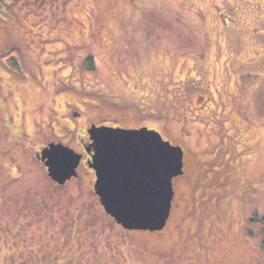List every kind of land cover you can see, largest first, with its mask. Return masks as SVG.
Instances as JSON below:
<instances>
[{
  "label": "rangeland",
  "instance_id": "374dc122",
  "mask_svg": "<svg viewBox=\"0 0 264 264\" xmlns=\"http://www.w3.org/2000/svg\"><path fill=\"white\" fill-rule=\"evenodd\" d=\"M72 111L181 147L163 230L50 180ZM0 264H264V0H1Z\"/></svg>",
  "mask_w": 264,
  "mask_h": 264
},
{
  "label": "water",
  "instance_id": "95a60500",
  "mask_svg": "<svg viewBox=\"0 0 264 264\" xmlns=\"http://www.w3.org/2000/svg\"><path fill=\"white\" fill-rule=\"evenodd\" d=\"M87 133L93 150L87 166L94 172L93 190L104 212L125 231L163 230L174 196L172 181L183 174L181 147L146 128L92 125ZM35 158L43 163L50 180L63 186L77 177L82 156L50 143Z\"/></svg>",
  "mask_w": 264,
  "mask_h": 264
},
{
  "label": "flooded vegetation",
  "instance_id": "af4514ba",
  "mask_svg": "<svg viewBox=\"0 0 264 264\" xmlns=\"http://www.w3.org/2000/svg\"><path fill=\"white\" fill-rule=\"evenodd\" d=\"M259 30H257V29H252L251 30V32L253 33V34H257V32H258ZM76 109H78L79 107L78 106H76L75 107ZM70 118L71 119H73V121H75V123L76 124H72V129H70V131H72V132H76V138H75V140H76V142H77V145H78V147H79V150L80 151H77L76 149H73L76 153H78V154H81V156H82V158H81V161H80V163H79V166L77 167V169H76V173H77V177H75V178H71L70 180H69V182L70 181H72V180H74V179H76V178H78L79 177V171H80V166L82 165L83 166V168H85L84 170L85 171H87V172H92L93 173V175H94V172L91 170V169H89L88 168V166H87V162H88V160H90V155L92 154V152H93V150H92V148H90L89 146H90V144H91V141L89 140V136H88V133H87V131H88V129L92 126V125H95L96 127H99V126H103L102 124H96V123H89V124H85L82 120L84 119V117H83V114L80 112V111H72L70 114ZM69 125L71 124L70 122H67ZM116 127H118V128H123L122 126H116ZM128 129H140V128H146V129H148V130H154V131H156V132H158L159 134L161 133L157 128L155 129V127L154 128H150V126L148 127V125H137V126H133V127H127ZM161 135V134H160ZM162 136V135H161ZM52 143H54V144H61V145H63V146H66L65 145V143L63 142V141H56V142H52ZM48 144H50V143H46V144H44V145H42V146H40L39 148H38V151H36L35 153H37V152H40L41 151V149H43V148H45ZM66 147H68V148H71V146H66ZM72 149V148H71ZM88 150H89V154H88ZM35 153H34V156H35ZM183 157H184V154H183ZM39 161V160H38ZM40 162V161H39ZM40 163H42V162H40ZM43 164V163H42ZM184 164V163H183ZM183 168H184V166H183ZM184 175V170H183V174L181 175V177ZM180 177V176H179ZM176 178H178V177H176ZM176 178H174L173 179V181H172V187H173V192H174V196H173V200L172 201H174V198H175V191H174V180L176 179ZM68 183V181L65 183V184H67ZM64 184V185H65ZM63 185V186H64ZM171 208H172V205H171ZM171 212V211H170ZM170 217V216H169ZM165 228V227H164ZM124 230V229H123ZM126 232H128V233H131V232H139V231H126Z\"/></svg>",
  "mask_w": 264,
  "mask_h": 264
},
{
  "label": "snow or ice",
  "instance_id": "6c2138e0",
  "mask_svg": "<svg viewBox=\"0 0 264 264\" xmlns=\"http://www.w3.org/2000/svg\"><path fill=\"white\" fill-rule=\"evenodd\" d=\"M158 147L161 148L162 150H165V149H164V145H162V144H159V143H158Z\"/></svg>",
  "mask_w": 264,
  "mask_h": 264
},
{
  "label": "trees",
  "instance_id": "16d2710c",
  "mask_svg": "<svg viewBox=\"0 0 264 264\" xmlns=\"http://www.w3.org/2000/svg\"><path fill=\"white\" fill-rule=\"evenodd\" d=\"M1 1V0H0Z\"/></svg>",
  "mask_w": 264,
  "mask_h": 264
}]
</instances>
